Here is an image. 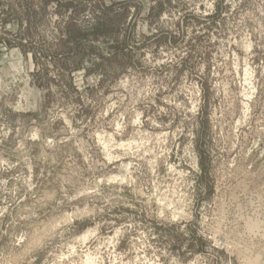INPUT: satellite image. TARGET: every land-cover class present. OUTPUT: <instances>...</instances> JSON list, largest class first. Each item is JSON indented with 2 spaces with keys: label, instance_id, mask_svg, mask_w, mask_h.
Segmentation results:
<instances>
[{
  "label": "rangeland",
  "instance_id": "rangeland-1",
  "mask_svg": "<svg viewBox=\"0 0 264 264\" xmlns=\"http://www.w3.org/2000/svg\"><path fill=\"white\" fill-rule=\"evenodd\" d=\"M0 264H264V0H0Z\"/></svg>",
  "mask_w": 264,
  "mask_h": 264
}]
</instances>
